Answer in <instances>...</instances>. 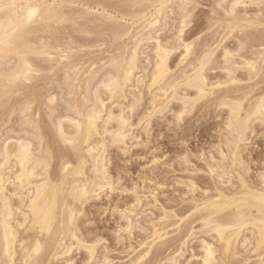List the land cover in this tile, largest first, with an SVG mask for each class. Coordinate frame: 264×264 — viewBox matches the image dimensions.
Masks as SVG:
<instances>
[{
  "label": "bare ground",
  "instance_id": "6f19581e",
  "mask_svg": "<svg viewBox=\"0 0 264 264\" xmlns=\"http://www.w3.org/2000/svg\"><path fill=\"white\" fill-rule=\"evenodd\" d=\"M171 1L172 0H2V2L5 5L13 4L15 5V7H12L10 9L6 8L3 11H0V105L2 103H5L4 102L5 100L11 98L17 92L19 91L21 92L23 88L25 89V91L32 90V89L27 90L26 89L27 85L37 80L39 78V75H43L44 73L49 74L51 72L56 73L58 70H61L59 72H62V75L60 78L61 80L59 82L60 85H58V87L61 86V88L64 89L65 93L62 90L64 95H68L70 97V103L68 101L69 104H67V108L70 107L71 110H76V114L78 115L77 118H72L70 116H67L68 115L67 114L65 117L58 119L57 122L55 121L56 123L54 124L51 123L52 125H54V130L56 132V133L54 132V134L57 135L58 139L61 141V142L59 141L60 144L62 143L64 145H69V147L71 146V148L74 149V151L77 152V155H78V167H70L72 166L70 165L71 163L63 162L64 163V165L62 164L63 169L64 171L67 172V174L61 179L60 183H56L55 181L51 179L52 176L51 177L49 176L50 174H49L48 168L50 167L46 161L47 158L45 159L44 157L43 158L39 157V154L35 155L32 152V146L34 145H32L33 143L30 140L31 137L30 139L28 137L27 138L25 137L26 134H30L29 129H31L32 138L34 140H37V139L41 140V134L39 133L40 127H37L35 123L36 120L33 119V117L31 118L30 116H28L29 112L32 111L31 110L28 112V110H30L29 108L30 104L26 105V107L23 109L21 113H19V115L17 114L18 116L21 117L20 123H19L20 129H19V132L17 133H20V134L23 133L24 137L23 136L18 137V140L16 141L17 144L15 143V148L11 149L10 148L11 144L9 146L7 144L8 141H5L7 143L6 145L3 146V148L2 146H0L2 148L0 149V155L4 156V161L2 160L3 162L0 163L1 164L0 165V205H1L0 259L1 258L5 259V261H7L6 262L7 264H11L16 259L15 258V254L17 253L16 243L18 242L17 238L19 237L18 232H17V227L24 226V224L29 218H31L30 220L33 225V229L35 230L37 229L36 231H38L41 234H45L46 237L50 235V237H48V240H46L45 243H44V240L43 242H41L37 239L38 241L36 240V242H34L32 246H30L29 248H26L27 244L24 245L26 246L24 247L25 249L24 248L22 249L21 247L22 250L27 251V255L25 254V256L26 257L28 256L29 257L28 259H31V258L33 259L35 257L34 260H31V261L28 260L29 261L27 262L28 264H50L51 261L48 262V260L50 259V256L53 259L57 257L60 258L61 256L71 254L73 248L75 249L76 244H78L79 247L83 245L82 243L83 241L82 242L78 241L77 243L75 242L78 240L77 239L78 237L75 232L76 228L78 230V227H76L75 222L81 216V212H79V208H77L75 204L78 203L83 208V206L86 203L88 204L89 201H92L100 197L101 192H105L106 188L112 187L113 185V183L110 180L112 177L111 178L108 177V171L106 169L107 167L106 158L108 156L106 157L105 150L107 149L109 144L108 145L105 144L103 139L102 141L104 144H102L101 141H100L101 142L100 144L99 142H96L93 140H96V138H99V136L101 135L103 136L107 134L109 138L106 137L105 139H109V142L111 144L109 145L110 147L112 145H117L120 147L123 146V148L125 149V147L127 148L126 145H127L128 140H130L129 138H130L132 128H133V125L131 123V118L129 117V115L127 116L125 114V111L123 109L124 106L122 107L123 104L122 105L120 104L121 107L120 105H118L119 112L116 110L117 114L114 112V110L113 111L108 110V112L105 114L106 108L108 107H106L105 100H104L105 98L104 99L102 98L101 90L105 89V91H107V94L109 93L108 95H110L111 97V98L109 97L110 100L114 98L126 99L127 87L130 85V83L133 82L135 77L143 76V75L136 76V72L137 70L140 69V61H141L140 60V51H141L140 46L144 42H148V43L151 42L153 43L152 45H154V47L152 48V51L154 52L155 58L152 56L154 58V61H152L153 69L150 72L151 73L150 78H149L150 80H148L150 82L149 85L151 88L154 86L157 87L159 89V92H161V95H164V96L167 94L169 90H172L173 92L172 93L170 92L171 95L170 94H168L170 96L167 95L168 103H169V100L171 101L173 99L180 98L178 97L179 94L177 92L180 86L189 88V90H195L194 92H195L196 98L194 100L186 99V97H184L185 99L180 98L181 100H183L182 101L183 106L181 105L182 109L177 114L176 119L181 122H182L183 114L186 113L187 110L191 109V107L195 105V102L197 100L206 97L208 93L212 91L215 87H221L223 85L225 86V85L234 84L237 82H242V79H240L236 75L238 71H241V69L242 71L245 69L244 71L247 72V75L249 76L248 78L249 80L254 79L258 75V71L260 68L259 66H261L264 62V0H240V1L239 0H232V1H226V0L218 1L217 0L218 3L220 2L219 8L223 12L222 14H224L227 17L226 21L228 22V24L227 25L225 24L227 26L225 27L228 30V33L225 34L226 37H224L223 39L221 38L222 40H218V41H215L216 39L212 40V42L215 41V43H218L217 47H215L214 49H212V47L215 43L213 44L203 43L204 47L201 49L202 51H200L199 49L201 48V46L198 48L200 54L196 52L197 43H195V41L191 42L185 38L186 29L189 27L191 23V17L196 9V5L198 4L196 3L197 0H175V1L173 0L176 5V6L175 5L173 6L178 11L177 14L180 15L178 28H177V34L174 37H171V39L173 38L172 40L170 39L161 40L162 38L161 33H163V31H167L166 29L168 28L170 24L169 19L171 18L169 16V13L167 12V6ZM246 2H249L250 4H256L257 6H261V7H259V9L256 12H254V14L250 12L251 13L250 15V13H247V11L246 13L242 14L239 11L238 6L245 4ZM213 3L215 4L216 1ZM218 3H216V8H218L217 6ZM37 4L40 5L37 15L29 19L30 9L27 6L28 5L35 6ZM168 8L170 9V7ZM250 8H252V6ZM172 18L174 19V16ZM135 28H137L136 33L132 37H130L133 34V30ZM186 34H188V32ZM210 34L211 33H209V35ZM125 38H128V39L130 38L131 40L130 45L126 44L123 50L120 49L121 51L119 52V54L113 53V55L110 56L109 58H107L106 57L107 55H105V57L107 58V61L105 63L103 62L104 64L100 66H97V63H96L97 67L95 69H92L94 65V64L91 65L92 61L90 62V66L92 67V68L90 67V69H85L86 67L83 66L84 64L81 65V67L76 66L74 63L73 65L75 66L72 65L71 56L75 54L77 51L86 52V50H84L86 48L87 50L88 49L97 50L98 48L102 46L104 47L106 43H108V40L111 42L110 44L114 45V44H119L120 42L124 41ZM227 39L233 40L234 46H232V44L229 45L230 42L229 44L225 43L226 42L225 40ZM142 46L144 47V45ZM103 47L101 48V50L103 49ZM219 48H221V54L217 55L216 50ZM180 49H182V51L179 54L176 53L178 54L177 56H179L178 58L179 63L177 65L183 64L188 61L190 62L189 67H191L192 69L190 70L189 68L190 71L188 70V72L184 71L183 73H181L182 74L181 76L178 74L179 77L177 78L178 75L175 77L174 76L175 73H173L174 71L172 72L173 69L170 67V59L172 55L175 52H178ZM193 56L195 57L192 58ZM147 57H150V56L148 55ZM219 58H222V59H219ZM260 63L262 64L259 65ZM185 64L183 66H185ZM263 68H264V65H263ZM215 69H220L221 71L226 73L225 81L221 82L220 80L219 82H214L215 81L214 80L212 81V83L209 81L208 71L209 70L212 71ZM53 75L54 74H52V77ZM138 77H137V80H138ZM57 78L59 79V77ZM43 79L42 80L39 79V80L44 81ZM141 79L143 80V77ZM145 79L147 80V77ZM257 81L259 85L260 79ZM137 84H139V82ZM40 85H38V87ZM236 85L238 86V84ZM235 88H238V87H235ZM83 89L84 91H82ZM131 90H133V88H131ZM139 90L142 91L141 89ZM155 90L157 91V89ZM140 91H139V94H140ZM234 91H236V89ZM60 92H61V89H60ZM235 93H237V91ZM79 94L80 95L83 94L84 96L82 95V98H80V96L78 97ZM260 94L261 93H259L258 96L255 95L254 97H251V99L250 98L248 99L246 98L247 96H244L239 99L235 98L236 100H234V98L228 99L226 98L227 97L226 96L225 98L222 97V99H219V102L217 101L218 107L225 106L224 108L229 107L228 109H230L226 126L228 127V130L231 131V132L229 131L231 135L233 134L232 135L233 139L231 138V140L230 139L229 141L227 140L228 141L227 143L229 145V142H230L231 143L230 146H233V147H230L233 150L232 155L230 154L232 156V164L233 166H239V168L245 166L244 162L246 161L245 160L243 162L242 157L239 154L240 152L239 153L237 152V150L240 149L239 144L244 142L245 140L244 138L246 137V134H247L246 132L249 131V129L251 133L252 131L251 129H253L251 127L252 126L251 124L254 121L256 122V120H258V123L260 121L261 123L264 124V95L263 94L260 95ZM158 95L160 96V94L158 93L157 95H155L156 97L154 96V98H157ZM37 96L38 95H36V97ZM58 96H57V99H58ZM143 96L139 95V97L136 96L137 98H134L135 100L132 103V105L131 106L129 105L130 111L133 112L134 109H137L139 107L138 104L142 102ZM19 97H20V93H19ZM76 97L80 99H76ZM48 98L46 97L48 103L49 101H51L50 103L53 102V105H54L53 100L56 99L55 93H54V96L50 97V99ZM150 101H152V99ZM245 101H248V104L246 103L244 105ZM39 102L37 104H40ZM162 102L163 101H161V103ZM165 103H166V100L164 101V104L162 103L160 104V106L154 105L153 106L154 110L150 114V116L154 113H158V112L162 113L166 108ZM11 107H13V104L12 106H10V108ZM6 109H9V108L7 107ZM51 111H52V108H51ZM51 111L47 110V112L49 113ZM14 112H15V109L9 112L10 116L7 115V117L9 118L8 119L6 118L5 122L1 121L3 122L1 123L3 124V126H6L8 123H10V121H12L11 116L12 114H14ZM17 122L18 120H16V123ZM65 122L70 123V125L73 127L74 130L72 131L71 129L72 132L67 131L68 129L66 130L67 126L65 127L64 125ZM105 141L107 142V140ZM224 145L226 146V144ZM82 146L86 147L84 148L86 149V151L84 152L88 154V157L91 160L88 159V157L87 159L88 161L89 160L92 161V165H93L92 174L88 178H83L86 172V171L84 172L85 164L88 161L86 160L85 156L82 153L83 152ZM72 149L71 150L69 149V150L73 151ZM229 149L228 151L231 150ZM219 150H220V146H219ZM39 151L42 154L48 153L50 155L47 149L42 150L40 148ZM220 156L223 157V158L221 157L222 161L220 163H218L220 160L218 158L219 159L218 162L217 160L215 161L218 163L216 166L215 165L212 166V163H211L210 166L212 167H209V168L207 167L209 171L211 169V171L214 173L216 169V171L219 173V176H218L219 179L222 176L224 177V175L225 176L228 175L227 174L228 169H227V166L225 165V160L228 157L224 156L223 154ZM12 158L15 159L16 161L15 166L18 167V169L15 173V176L12 177L17 182V189H16V192L13 190L15 193L14 195L11 196V194L8 195L4 192L3 184H7L4 182H5V179H7L8 177L7 175H5L7 178L4 179V172H2V169L5 166H7V164H10L12 162L10 161V160H13ZM187 170L188 168H186V170L184 171H187ZM249 171L250 169L248 170V172ZM9 172H11V170ZM187 172H190V171L188 170ZM70 176L73 178L72 181H70L68 178ZM212 176L216 177V175H212ZM260 176L263 179L262 181L264 182V174L263 175L260 174ZM9 179L10 178H8L6 181L10 182L11 179L10 180ZM241 181H243L244 186H245L244 190H242L245 192L242 195L240 196L235 195L234 197L229 198L230 196L227 197L225 196V194L220 193V198L218 200L212 201L210 203L208 202L209 203L208 206L212 208V213H209L208 211L210 215L213 213H217L218 215V212L220 211L223 212L227 210L228 208L231 209L230 207L232 206L236 207V211L235 212L233 211L234 213L233 214L231 213V215L229 214L230 216L227 217L226 215L224 216L226 218H221V219L220 217L218 219L216 215L215 217L217 219L216 218L213 219L214 215L212 216V218H210L209 217L210 215H209L205 217L206 219L204 220L203 226H209L212 231H215L216 233H218L219 237L223 238L224 235L226 236V233L231 229L233 230L236 229L233 231L232 235H235V236L240 235L241 230L245 229L243 228L244 226H246L250 222H254V225L256 226L255 228H257V233H258V239H257L258 243L257 244L262 245L264 244V189L259 190L260 188L259 189L251 188L254 186L253 184H252L253 186L251 185L250 187L249 184L251 183L247 184V182L243 179H241ZM151 183L152 182H150V184ZM225 183L223 182V184ZM15 186L16 185H14V187ZM192 186H194L193 183H192ZM229 187H230V184H229ZM14 197L18 200V206H16L13 203V199H15ZM138 198L140 197L138 196ZM137 202L139 203L140 200L138 199ZM22 206H25V209L26 208L28 209L27 210L28 214L26 213L27 211L25 210L26 212L24 214L26 215L24 214L22 215L24 220L21 223H19L18 221L17 224H15V219H16L15 216L17 217L18 211L21 212ZM252 209H256V212H258V216L253 217V215H251ZM207 210H209V208ZM19 214L21 215V213ZM123 215L124 213L122 214V218H123ZM126 215L124 217H126ZM127 217H128L127 219L129 220L130 218L129 215ZM135 222L138 223V221H135ZM59 224H61V228L58 227L60 229L56 228V230H54L53 227L55 228L57 225L59 226ZM158 231L155 232L154 240L161 239L163 237V235H161V233H158ZM166 231L164 233H166ZM232 235L226 238L227 245L224 244L226 245L227 252L232 251V244H231V241L233 242V239H231ZM201 240H204V239H201ZM203 243H202L203 246L201 247L204 250L203 256H202V264H218L217 258H216L217 250L213 248L211 244L207 242H203ZM21 244L23 245V241H21ZM243 247H245V245ZM87 248L88 249L86 248L85 249L90 251L88 253L89 256L92 257L90 258L95 259L94 257L97 252L96 247L93 245V246H88ZM22 250L21 252H23ZM31 251H32V254H31ZM42 252L44 253V255H46V252H47L49 256L48 260L43 259L41 257L43 256V254H41ZM209 252L211 253V255H209ZM36 255H40V256L37 257ZM193 258L194 257H192V259ZM199 258L201 259V257ZM135 260L137 261V259ZM173 261L177 263L178 260H173ZM1 262H2V259L0 260V264Z\"/></svg>",
  "mask_w": 264,
  "mask_h": 264
},
{
  "label": "rangeland",
  "instance_id": "374dc122",
  "mask_svg": "<svg viewBox=\"0 0 264 264\" xmlns=\"http://www.w3.org/2000/svg\"><path fill=\"white\" fill-rule=\"evenodd\" d=\"M172 1L167 6V12L169 13V16L171 18L169 19L170 24L168 28L166 29L167 31H163V33H161V36H162L161 40H168V39L172 40L173 38L171 39V37H174L177 34V28H178L180 15L177 14L178 11L173 6L175 5L174 3L175 0L173 2ZM212 1L213 2L216 1V3H218L217 0H201V1L197 0L196 3L198 4L196 5V9L192 15V17H194L195 19L191 17V23L188 27L189 29L188 28L186 29V33L188 32V34L185 33V38L187 40L191 42L195 41V43H197L196 52L199 54H200L199 49L200 51H202L201 49L204 47L205 43L213 44L215 43V41L222 40L224 37H226L225 34L228 33V30L226 29L227 27L226 25L228 24V22L226 21L227 17L224 14H222L223 12L219 8L220 2L217 5L218 8H216V3L214 4ZM226 1H232V0H226ZM255 5L256 4H250L249 2H246L245 4L239 5L238 9L242 14L246 13V11L247 13L251 12L252 14H254V12H256L259 9V7H261V6H257V5L255 6ZM251 6L252 8H250ZM168 7H170V9ZM172 15L174 16V19L172 18L173 17ZM136 31H137V28L133 30V34L130 37H132L136 33ZM209 33H211L212 35L211 34L209 35ZM214 39L216 40L212 42V40ZM225 41H224L225 43L229 44L230 42L229 45L232 44V46H234L233 40L227 39ZM110 43L111 42L108 40V43H106L104 47L102 46L103 47L102 50H101L102 47H100L97 50L96 49L87 50L86 48L84 49L86 50V52L77 51L75 54L71 56L72 65L74 63L76 66L81 67V65L84 64L83 66L86 67L85 69H90L91 67L90 62L92 61L91 65L92 64L94 65H93V68L92 67L91 68L95 69L97 66L104 64L107 61V58L112 56L113 53L119 54V52L124 49L126 44L130 45L131 40L130 38L129 39L125 38L124 41L120 42L119 44L112 45ZM149 43L144 42L142 44L144 45V47L142 45L140 46L141 48L140 69L137 70L136 76L143 75L142 76L143 80L141 79L142 77L137 76L138 80H137V77H135L137 81L134 79L133 82L130 83V85L127 87L126 99L114 98L115 100L114 99L110 100L109 99L110 95H108L109 93L107 94V91H105V89L101 90L102 98L103 99L105 98L104 100H105L106 107L109 108V109L106 108L105 114L108 112V110H112V111L114 110V112L117 114V111L119 112L118 105L123 104L122 107L124 106L123 109L125 111V114L127 116L129 115V117L131 118V123L133 125V128H132V132L129 138L130 140H128L127 145H126L127 148L124 146L125 149L123 148V146L120 147L117 145H112L110 147L109 145L111 144L109 142V139H105L106 137L109 138L107 134L103 135L104 137L101 135L99 136V138H96V140H93V141L99 142L100 144L101 142L102 144L104 143L107 145L109 144L107 149L105 148L106 149L105 155L106 157L108 156L106 158L107 160L106 169L108 171V177L109 178L112 177L110 180L113 183V185L112 187L106 188L105 192H101L100 197L96 198L97 200L94 199L92 201H89L88 204L86 203L83 206L84 209L81 207L80 204L78 203L75 204V206L79 208V212H81V216L79 217L78 215L79 218L77 217L78 219L75 222L76 227H78V230L76 228V231H75L78 237L77 238L78 240L75 242L77 243L78 241H81V242L83 241L82 242L83 245L79 247V245L76 244L75 249L73 248L71 254L61 256L60 258L57 257L58 260L57 258H54V259L51 258V256H50V259L48 260L49 256L47 252H46V255H44V253L42 252L41 254H43V256L41 257L43 259L48 260V262L51 261L50 264H131V263L132 264H174V263L180 264L181 263L182 264V262L183 264H202V256H203L204 250L201 247L204 244L203 242H207L211 244L213 248L217 250L216 258H217L218 264H264V244L262 245L257 244L258 243V240H257L258 233H257V228H255L256 226L254 225V222L248 223L246 225L247 227L244 226L243 228L245 229L241 230L240 235L238 236L232 235L233 231L236 229L234 230L231 229L226 233V236L224 235L223 238L219 237L218 233H216L215 231H212L209 226H203L204 220L206 219L205 217L209 216L210 215L209 213H212V208L209 207L208 204L212 201L218 200L220 198V193L225 194V196L227 197L230 196L229 198H232L235 195L240 196L245 192V191H242L244 190L245 186H244L243 181H241V179L245 180L247 184L251 183L249 184L250 187L252 184L255 186L254 187L252 185L253 187L251 188H255V189L260 188L259 190L264 189L263 188L264 182L262 181L263 179L260 176V174L262 175L264 174V171H263L264 170V124L261 123L260 121L258 123V120H256V122L254 121L251 124L252 125L251 127L254 129V131L253 129H251L252 131L250 133V129H249V131L246 132L247 134H246V137L244 138L245 140L244 142L239 144L240 149L237 150L238 153L240 152L239 154L242 157V161L244 162L246 160L244 162L245 166L241 168H239V166H233L232 156H231L233 150L232 148H230L233 146H230L231 144L230 142H229V145L227 143L229 139L230 140L231 138L233 139V136H232L233 134L231 135L230 133L231 131L228 130V127L226 126L230 109H228L229 107L224 108L225 106L224 107L217 106L219 99H222V97L225 98L226 96H227L226 98L228 99L234 98V100H236L244 96H247L246 98L251 99V97H254L255 95L258 96L259 93L264 95V68H263L264 62L263 64L262 63L259 64V65L261 64L262 65L259 66L260 68L258 71V75L254 79L249 80L248 79L249 76L247 75V72L244 71L245 69L243 71L241 69V71H238L236 75L240 79H242V82H237V83L229 84L225 86L223 85L221 87H215L212 91H210L211 93L210 92L208 93L206 97L197 100L195 102V105H193L191 109L187 110V112L183 114L182 122H181L176 119L177 114L181 111L182 106H183V103H182L183 100H181L180 98L185 99L184 97H186V99L194 100L196 98L195 97L196 95L194 92L195 90H189V88L180 86L177 90L179 94L178 97L180 98L173 99L171 101L169 100V103H168L167 98L168 96L171 95L170 92L171 93L173 92L172 90H169L167 94L164 96V95H161V92H159V89L157 87L155 86H154L155 88L150 87L149 85L150 82L148 80H150L149 79L151 75L150 72L153 69L152 61H154L155 55H154V52L152 51V48L154 47V45H152L153 43L151 42ZM217 44L218 43H215L212 49L217 47ZM200 46L201 48H199ZM181 51L182 49H180L178 52H175L170 59V67L173 69L172 72L174 71L173 73H175L174 74L175 77L178 74L181 76L182 75L181 73H183L184 71L188 72L189 68L190 70L192 69L191 67H189L190 62L188 61L185 62L186 64L183 63L180 65H177L179 63V60H178L179 56L177 55ZM216 51H217L216 52L217 55L221 54V48L217 49ZM145 53L147 56L149 55L150 57H147ZM105 55H107L106 56L107 58L105 57ZM194 57L195 56H193L192 58ZM219 59H222V58H219ZM96 63H97V66H96ZM184 64L185 66H183ZM59 71L61 70H58L56 72L57 74L51 72L49 74L44 73L43 75H39V78L37 80L28 84L27 88L25 87L27 90L29 89H32V90L25 91V89L23 88L24 91L22 90L21 92L20 91L17 92L18 94L16 93L11 98L5 100L4 101L5 103H2L0 105V130L2 131L4 130L3 132L0 131V143H1L0 146H2L3 148V146L6 145L7 143L5 141H8L7 144L8 146L11 144L10 148L12 149V148H15V143L18 140V137H22L24 135L23 133L21 134L17 133L19 132V129H20L19 123L21 119V117L18 115L19 113L23 111L26 105L30 104L29 106L30 110H28V112L31 110L32 111L29 112V114L27 112V114L31 118L33 117V119L36 120L34 121L37 127H40L39 133L41 134V140H38V139L34 140L32 138L31 129H29L30 134H26L25 137L26 138L28 137L29 139L31 137L30 140L33 143L32 145H34L32 146V152L35 155L39 154V157H42V158L44 157L45 159L47 158L46 161L50 167L48 168V171L50 174L49 176L50 177L52 176L51 179L55 181L56 183H60L61 179L67 174V172L64 171L63 169L64 163L69 162L71 163L70 165H72L70 167H78L77 152H75L74 149L71 148V146L69 147V145H64L62 143L60 144L61 141L58 139L57 135L54 134L55 132L54 125H52L56 123L58 119L65 117L67 114H68L67 116H70L72 118L78 117V115L76 114V110H71L70 107L67 108V104L70 103V97L68 95H64L65 92H64V89L61 88V86L58 87V85H60L59 82L61 80L60 78L62 75V72H59ZM52 74H54L53 77H52ZM225 74L226 73H224L220 69H215L212 71L209 70L208 79L211 83L214 80H215L214 82H219L220 80L221 82H223L225 81ZM179 75L177 76V78L179 77ZM57 77H59V79ZM146 77H147V80L145 79ZM39 79L41 80L43 79L44 81H41ZM259 79L261 83L259 81V85H258L257 80ZM140 81H142L144 84ZM138 82L139 84H137ZM236 84H238V86ZM38 85L40 86L38 87ZM235 87H238V88H235ZM131 88H133L134 91L131 90ZM60 89H61V92H60ZM84 89L82 91H84ZM139 89H141L142 91H140ZM155 89H157V91ZM235 89L237 93H235L236 92L234 91ZM62 90L64 93L62 92ZM232 90L234 91V93ZM139 91H140V94H139ZM19 93H20V97H19ZM54 93H55L56 99L53 100L54 101V105H53V102L50 103L51 101H49L48 103L46 97L47 98L49 97L48 99H50L51 96H54ZM158 93L160 94V96L158 95L157 98H154V96L157 95ZM23 95L25 97H27L28 95V97L25 98ZM36 95L38 96L36 97ZM82 95L79 94L78 97L80 96V98H82ZM139 95H142V96L144 95L142 97L143 100L140 104H138L139 107L137 106L138 108L134 109L135 111L133 110L132 112L130 111V106L134 102L135 100L134 98L139 97ZM57 96L59 100L57 99ZM78 97H76V99H80ZM151 99L153 103L152 101H150ZM165 100H166L165 110L162 113L158 112L150 116V114L154 110L153 106L154 105L160 106V104L162 103L164 104ZM37 101L38 102L40 101L39 102L40 104H37L38 103ZM161 101L163 102L161 103ZM246 103L248 104V101H245L244 105ZM12 104H13V107L10 108ZM7 107L9 109H6ZM12 108L15 109V112L11 116L12 121H10V123L6 125L7 126L6 128V126H3V124L1 123L5 122L6 118L7 119L9 118L7 117V115L10 116L9 112L13 110ZM51 108H52V111H51ZM47 110L51 111L50 112L51 115L49 112H47ZM139 118L142 120H140ZM16 120H18L17 123H16ZM64 125L65 127L67 126L66 127V130L68 129L67 131L72 132L74 130L73 127L70 125V123L65 122ZM102 139L104 140V143ZM105 140H107V142ZM224 144H226V146L228 147H226ZM84 146H82V151H83L82 153L85 156L86 160L88 161V159L90 158L88 157V154L84 152L86 151V149H84L86 147ZM219 146H220V150H219ZM38 147L39 149L41 148L42 150L47 149L50 155L48 153L42 154L39 151ZM2 148L0 147V149ZM69 149L70 150L72 149L73 151H70ZM228 149L230 151H228ZM222 154L229 158L225 160V165L227 166V169H228L227 170L228 175L227 174L226 175L229 178L224 175V177L222 176L223 178L220 177L219 179L218 178L219 173L216 171V169L214 173L211 171V169L209 171L208 168L214 165L216 166L218 163H220L223 158L222 156H220ZM12 159L13 160H10L12 162L11 163L9 162L10 164H7V166H5L2 169V172H4V179L8 177L11 179V180L9 179L10 182L12 181L11 183L7 182L6 181L8 179L7 178L5 179V182H4L7 184H3L4 192L8 195L11 194V196L14 195L17 189V182L12 177L15 176V173L18 169V167L15 166L16 165L15 159L14 158ZM2 160L4 161V156L0 155V163L3 162ZM90 160L85 164L84 172L85 171L86 172L84 175L85 177L83 176V178H88L92 174L93 165H92V161ZM216 160L217 162L219 160V162L218 163L215 162ZM211 163H212V166H210ZM13 165L15 166V168ZM186 168H188L190 172H187L188 170L184 171L186 170ZM249 169L250 171L248 172ZM10 170L11 172H9ZM5 175H7V177ZM212 175H216V177ZM68 178L70 181H72L73 179L71 176ZM148 181L152 183L150 184V182ZM223 182L224 183L226 182V183L223 184ZM192 183L194 186H192ZM229 184H230V187H229ZM14 185L16 186L14 187ZM138 196L141 199L138 198ZM138 199L140 200L139 203L137 202ZM13 203L16 206H18V200L16 198L13 199ZM208 208L209 210H207ZM230 208L231 209L228 208L227 210L223 212L220 211L221 213L218 212V215L217 213H213L209 217L212 218V216L214 215L213 219L216 217L218 219L219 217L220 219L226 218L224 216L227 215L228 217L231 215V213L233 214L236 211L235 206H232ZM25 210L27 211L28 209L27 208L25 209V206H22L21 212L18 211L19 213H21V215L17 212V217L19 216L18 217L19 219L15 216L16 218L15 224H17L18 221L19 223H21L24 220L22 215L26 212ZM0 211H1V205H0ZM26 213L28 214V211ZM123 213L124 215L122 218ZM125 215L126 217H124ZM128 215L130 217L129 218L130 222L127 219ZM251 215H253V217L258 216V212H256V209L251 210ZM30 219L31 218H29L24 224V226L22 227H19L17 225L19 227V228L17 227V232H18L19 237L17 238L18 242L16 243V247L18 249L16 248V251H17V253L15 254L16 261L14 260L11 264H28L27 262L34 260L35 257L33 259L32 258L28 259L29 257L25 256V254L27 255V251L22 250V249L26 246H27L26 248H29L30 246H32L34 242H36L37 239L41 242H43L44 240V243H45L46 240H48V237H50V235L46 237L45 234H41L38 231H36L37 229L36 230L33 229V225ZM135 221H138V223H136ZM58 227L61 228V224H59V226L57 225L55 228L53 227V229L54 230H56V228L60 229ZM165 229L168 231H166ZM157 231L158 233H161L163 237L161 239L154 240L155 232ZM165 231L166 233H164ZM231 235H232L231 239H233V242L231 241L232 251L227 252L226 251V245H227L226 238ZM20 237L22 238V240ZM201 239H204V240H201ZM221 239L222 240L225 239V240L222 241ZM21 241H23V245L21 244ZM243 244L245 245V247H243L244 246ZM93 245L97 249L96 255L94 257L95 259H91L92 257L89 256L88 254L90 251L86 250L88 249L87 248L88 246H93ZM21 250L23 252H21ZM31 254H32V251H31ZM176 254H178L179 256ZM40 255H36V256L38 257ZM198 256L201 257V259ZM192 257L194 258L192 259ZM1 259H2L1 264H7L6 263L7 261H5V259L3 258ZM135 259H137V261ZM173 260H178V261L176 263Z\"/></svg>",
  "mask_w": 264,
  "mask_h": 264
},
{
  "label": "snow or ice",
  "instance_id": "6c2138e0",
  "mask_svg": "<svg viewBox=\"0 0 264 264\" xmlns=\"http://www.w3.org/2000/svg\"><path fill=\"white\" fill-rule=\"evenodd\" d=\"M12 7H15V5H13V4H7V5H5L3 2H2V0H0V11H3L4 9H10V8H12ZM29 9H30V11H29V19H31L33 16H35V15H37V12H38V10H39V8H40V5H35V6H33V5H28L27 6ZM209 255H211V253L209 252Z\"/></svg>",
  "mask_w": 264,
  "mask_h": 264
}]
</instances>
